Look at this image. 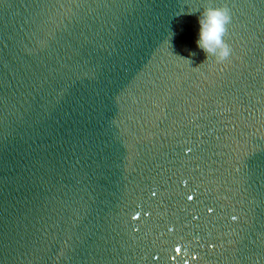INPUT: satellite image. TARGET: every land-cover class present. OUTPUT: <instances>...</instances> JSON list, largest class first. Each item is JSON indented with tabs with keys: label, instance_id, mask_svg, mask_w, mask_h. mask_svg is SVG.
I'll return each instance as SVG.
<instances>
[{
	"label": "water",
	"instance_id": "1",
	"mask_svg": "<svg viewBox=\"0 0 264 264\" xmlns=\"http://www.w3.org/2000/svg\"><path fill=\"white\" fill-rule=\"evenodd\" d=\"M0 264H264V0H0Z\"/></svg>",
	"mask_w": 264,
	"mask_h": 264
},
{
	"label": "clouds",
	"instance_id": "2",
	"mask_svg": "<svg viewBox=\"0 0 264 264\" xmlns=\"http://www.w3.org/2000/svg\"><path fill=\"white\" fill-rule=\"evenodd\" d=\"M230 19L227 8L214 7H208L197 17L199 31L195 43L206 59L214 57L217 63H222L230 57L232 50L223 40ZM190 55L195 56L196 53L191 52Z\"/></svg>",
	"mask_w": 264,
	"mask_h": 264
},
{
	"label": "snow or ice",
	"instance_id": "3",
	"mask_svg": "<svg viewBox=\"0 0 264 264\" xmlns=\"http://www.w3.org/2000/svg\"><path fill=\"white\" fill-rule=\"evenodd\" d=\"M175 251L178 253L180 251V249L176 248ZM157 259H158V257H157ZM172 259H176V257H172Z\"/></svg>",
	"mask_w": 264,
	"mask_h": 264
}]
</instances>
